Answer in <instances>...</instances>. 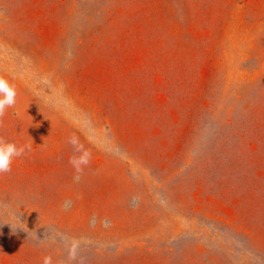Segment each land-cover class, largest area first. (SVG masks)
<instances>
[{"label": "rangeland", "instance_id": "obj_1", "mask_svg": "<svg viewBox=\"0 0 264 264\" xmlns=\"http://www.w3.org/2000/svg\"><path fill=\"white\" fill-rule=\"evenodd\" d=\"M0 79V264H264V0H0Z\"/></svg>", "mask_w": 264, "mask_h": 264}, {"label": "clouds", "instance_id": "obj_2", "mask_svg": "<svg viewBox=\"0 0 264 264\" xmlns=\"http://www.w3.org/2000/svg\"><path fill=\"white\" fill-rule=\"evenodd\" d=\"M16 103V91L8 82L0 79V116ZM25 148L17 144L0 139V175L10 173L15 159L24 155ZM43 264H51V257H45Z\"/></svg>", "mask_w": 264, "mask_h": 264}, {"label": "crops", "instance_id": "obj_3", "mask_svg": "<svg viewBox=\"0 0 264 264\" xmlns=\"http://www.w3.org/2000/svg\"><path fill=\"white\" fill-rule=\"evenodd\" d=\"M41 244H42V242H41Z\"/></svg>", "mask_w": 264, "mask_h": 264}]
</instances>
